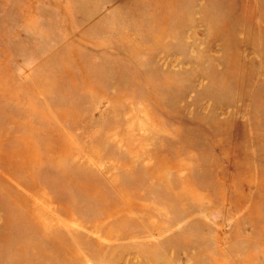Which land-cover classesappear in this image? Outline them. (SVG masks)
I'll return each mask as SVG.
<instances>
[{
  "label": "rangeland",
  "instance_id": "374dc122",
  "mask_svg": "<svg viewBox=\"0 0 264 264\" xmlns=\"http://www.w3.org/2000/svg\"><path fill=\"white\" fill-rule=\"evenodd\" d=\"M0 264H264V0H0Z\"/></svg>",
  "mask_w": 264,
  "mask_h": 264
}]
</instances>
